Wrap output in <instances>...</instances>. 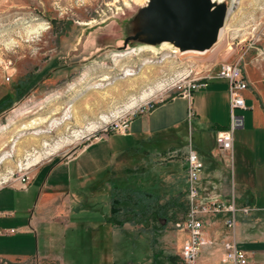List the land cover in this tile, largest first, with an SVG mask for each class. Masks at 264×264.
<instances>
[{"label":"rangeland","instance_id":"obj_1","mask_svg":"<svg viewBox=\"0 0 264 264\" xmlns=\"http://www.w3.org/2000/svg\"><path fill=\"white\" fill-rule=\"evenodd\" d=\"M149 1L0 0V97L12 91L0 107V158L16 141L10 158L0 161V184L18 170L29 176L40 164L69 160L110 137L80 155L84 169L73 174L69 212L53 222L50 251L58 264H183L178 252L184 234L177 224L187 212V186L173 189L170 177L187 176L190 133L180 136L185 142L176 150L166 144L162 151L155 143L143 150L137 142L126 147L139 151L119 156L109 145H124L126 138L102 128L146 100L158 105L178 96L186 78L214 62L264 65V0L215 3L228 12L218 41L204 55L186 56L175 53L170 42L162 49L148 34L125 41L148 24ZM126 71L132 74L124 76ZM1 77L9 78V87ZM210 87L192 92L199 116L193 124L202 129L210 125ZM149 89L153 95L138 100ZM228 173L237 191L233 162ZM114 198L120 208L115 218ZM214 226L226 229L223 218ZM222 239L224 232L215 243ZM203 255L196 264H205Z\"/></svg>","mask_w":264,"mask_h":264},{"label":"crops","instance_id":"obj_2","mask_svg":"<svg viewBox=\"0 0 264 264\" xmlns=\"http://www.w3.org/2000/svg\"><path fill=\"white\" fill-rule=\"evenodd\" d=\"M244 73L249 83L243 92L247 108L239 111L244 126L234 134L232 155L220 152L215 144L217 132L224 130L229 122L228 84L222 79L207 82V85L211 83V87L206 96V104L210 108L207 114L210 125L206 129L193 124V120L199 117L194 109L193 93L189 97L178 95L156 105L152 111L133 118L128 132L119 135L126 138V144L109 145L110 151L120 153L119 156L139 151V147H126L137 142H141L143 150L152 143L162 151L166 144H172V149L176 150L185 142L180 136L190 133L189 150L194 151L203 163L198 182L202 200H222L233 202L236 208L257 210L248 217L237 214L233 230L214 226L221 218L224 224V216L208 218L207 223H211L205 226L206 245L200 256L204 254L201 260L205 264H223L222 245L215 243L223 232L222 241L227 238L235 240L251 264L264 263V72L260 65L252 63L244 66ZM3 80L6 81L5 78ZM5 85L9 87L7 82ZM8 89V93L0 97V107L5 106L12 97L10 87ZM218 109L221 114L217 112ZM189 119L190 126L181 128ZM109 139L101 138L95 142H109ZM95 142L85 146L69 160L47 161L35 167L25 188L19 181L13 180L0 184V228L14 230L13 234L0 236V264H58L50 251L53 222L68 214L72 193L69 187L75 178L73 174L76 173L77 177V173L84 169V163L79 161L80 155ZM230 162L237 165L239 172L235 176L237 182H232L237 186L234 192L228 173ZM170 178L173 189L187 186V176L181 179L173 175ZM164 180L165 175L162 176Z\"/></svg>","mask_w":264,"mask_h":264},{"label":"built area","instance_id":"obj_3","mask_svg":"<svg viewBox=\"0 0 264 264\" xmlns=\"http://www.w3.org/2000/svg\"><path fill=\"white\" fill-rule=\"evenodd\" d=\"M175 53L182 56L179 51H175ZM196 57L199 56H195L194 58ZM261 60L264 61V56L261 57ZM261 70L264 72V65L261 66ZM196 75L198 76L192 79L186 78V82L178 87V89L181 90L179 95L189 97L192 92L201 87H205L207 82L213 79H222L228 84L229 122L224 130L217 132L215 144L220 152L232 155L234 133L244 126L243 117L239 115V111H243L247 108L243 92L248 88L249 83L244 73V66L239 62H214L209 67H205L196 72ZM8 80L9 78L7 77L6 81ZM161 101L162 100H160V102ZM156 103V101L151 99L146 100L128 113L109 121L102 128V131L107 134H126L132 119L137 115H144L152 111L156 107ZM185 165L188 182V207L182 222L177 224L184 234L178 256L183 264H196L206 245L204 230L208 218L213 216H224V226L228 230H233L237 221V214L248 217L253 211L257 210L250 207L236 208L233 202L202 200L199 193L198 182L203 169V163L194 151L189 150ZM11 180L19 181L25 188L29 181V176L26 171L18 170L11 176ZM13 233L14 230L12 229L0 228V236ZM221 245L223 249L221 262L223 264H247V255L243 250L237 247L235 240L227 238L222 241Z\"/></svg>","mask_w":264,"mask_h":264},{"label":"water","instance_id":"obj_4","mask_svg":"<svg viewBox=\"0 0 264 264\" xmlns=\"http://www.w3.org/2000/svg\"><path fill=\"white\" fill-rule=\"evenodd\" d=\"M147 13L148 24L125 41L148 34L151 42H170L181 51L211 48L228 15L224 4L211 0H150Z\"/></svg>","mask_w":264,"mask_h":264},{"label":"bare ground","instance_id":"obj_5","mask_svg":"<svg viewBox=\"0 0 264 264\" xmlns=\"http://www.w3.org/2000/svg\"><path fill=\"white\" fill-rule=\"evenodd\" d=\"M214 4L215 3H221V2H223L224 0H211ZM126 3V2H125ZM124 3V4H125ZM222 29V28H221ZM220 29V30H221ZM220 30L218 31V36H217V40H216V42L218 41V37H219V34H220ZM215 42V43H216ZM162 44V49H165L167 46H169L170 44L168 43V42H162L161 43ZM215 45V44H214ZM213 45V46H214ZM171 46H173V45H171ZM171 46H169V47H171ZM212 46V47H213ZM211 47V48H212ZM173 48H175V49H177L176 47H174L173 46ZM211 48H209V49H207V50H204V51H196V50H184V51H181V50H173L174 52L176 51V52H180V54H182V55H204V54H206ZM144 50L145 49H147V50H149V51H151V52H154V49L152 48V47H145V48H143ZM143 49H141V50H143ZM155 53V52H154ZM128 54V53H127ZM127 54H125V56L127 55ZM153 54V53H152ZM122 55V54H121ZM124 55V54H123ZM122 55V56H123ZM177 56V55H176ZM176 58V57H175ZM132 74V72L131 71H126L125 72V74H124V76H129V75H131ZM159 85V89H161V86L162 85H160V84H158ZM158 87V86H157ZM153 93H154V89H149V91L148 92H144V93H142L141 95H140V97H139V99L138 100H145V99H147V98H149L150 96H152L153 95ZM136 99H134V101H132V103L130 104V106L132 107V106H135V103H136ZM129 106V107H130ZM68 117H69V115H68V112H65V114H64V116H63V120H67L68 119ZM107 118L106 117H103L102 119H101V121L102 122H104L105 120H106ZM54 124L55 123H52L51 124V127H53L54 126ZM1 129H4V128H1ZM93 129V127H88L87 128V130L88 131H91ZM15 146H16V141L13 143V145L11 146V150H9L8 152H5V153H3L2 154V156H1V158H0V161H4V160H6V159H8V158H10V156H11V154H12V152L14 151V149H15ZM29 161V160H28ZM33 164L32 163H28V167H31ZM21 166V165H20ZM9 180V178H3V181L4 182H7Z\"/></svg>","mask_w":264,"mask_h":264},{"label":"trees","instance_id":"obj_6","mask_svg":"<svg viewBox=\"0 0 264 264\" xmlns=\"http://www.w3.org/2000/svg\"><path fill=\"white\" fill-rule=\"evenodd\" d=\"M109 178H112L114 179L113 177H111L110 175V171H109V174H108ZM117 181V180H116ZM118 183V182H117ZM114 189H117V185H115V187H113V190ZM149 196V194H148ZM119 206V201L117 199H112V202H111V214L112 216H114V218L119 214V211H120V208L118 207ZM114 218H110V220H113V221H116ZM117 222V221H116ZM121 224L119 223V226ZM122 226V225H121Z\"/></svg>","mask_w":264,"mask_h":264}]
</instances>
